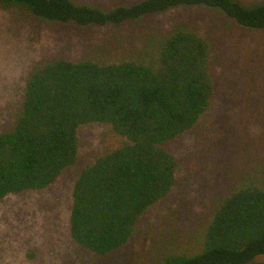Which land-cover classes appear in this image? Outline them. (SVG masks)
Listing matches in <instances>:
<instances>
[{
	"label": "trees",
	"instance_id": "trees-1",
	"mask_svg": "<svg viewBox=\"0 0 264 264\" xmlns=\"http://www.w3.org/2000/svg\"><path fill=\"white\" fill-rule=\"evenodd\" d=\"M180 6L218 9L242 29L264 30V3L248 7L240 0H138L108 8L78 0H0V7L52 24L135 26L109 55L33 66L12 124L0 131V200L52 185L77 162L80 126L102 123L113 143L77 176L71 236L100 256L136 236L149 208L176 183L178 162L167 143L196 126L215 92L205 37L185 22L166 30L145 23ZM260 179L254 173L240 179L185 247L169 249L153 264H252L264 257Z\"/></svg>",
	"mask_w": 264,
	"mask_h": 264
},
{
	"label": "rangeland",
	"instance_id": "rangeland-1",
	"mask_svg": "<svg viewBox=\"0 0 264 264\" xmlns=\"http://www.w3.org/2000/svg\"><path fill=\"white\" fill-rule=\"evenodd\" d=\"M78 1L108 8L138 0ZM240 1L248 7L264 3ZM178 22L210 42L215 92L196 126L167 143L178 162L173 189L149 208L124 247L106 256L83 249L70 232L74 184L80 170L113 143L107 125L84 124L74 166L47 188L0 200V264H153L169 249L185 247L240 179L254 173L264 182V30L242 29L221 10L204 6L176 7L145 21L162 30ZM134 27L52 24L0 7V131L12 124L36 63L109 55ZM252 264H264V257Z\"/></svg>",
	"mask_w": 264,
	"mask_h": 264
}]
</instances>
